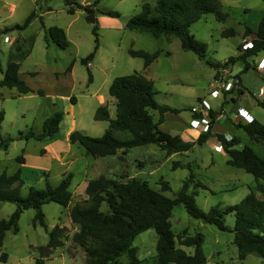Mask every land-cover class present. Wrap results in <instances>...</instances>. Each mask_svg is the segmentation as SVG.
<instances>
[{
  "label": "rangeland",
  "instance_id": "374dc122",
  "mask_svg": "<svg viewBox=\"0 0 264 264\" xmlns=\"http://www.w3.org/2000/svg\"><path fill=\"white\" fill-rule=\"evenodd\" d=\"M79 1L87 4L95 0ZM145 1L155 2L100 0V7L118 10L121 15L112 17L98 14L99 48L89 62L92 72V81H89V69L82 58L95 50L96 35L92 30L93 24L86 19L84 9L79 8L75 13H70L64 0H0V79L8 64L18 61L21 63L20 77L35 90L20 93L16 87L0 88V110H5L2 135L4 138L14 137L7 150L0 149V171L14 173L20 168L23 170L22 195H27L31 186L45 188L47 183L57 185L66 171L73 174L70 186L73 192L72 205L89 204L84 187L85 178L92 179L101 174L123 180L140 177L148 180L156 189H161L162 181L166 180L170 183V189L164 193L169 197H175L184 182L193 175L189 190L194 192L197 204L207 211L212 206L224 208L235 204L251 190L260 193L255 176L243 168L229 165V155L225 149L215 150L211 140L210 143L196 144L189 151L171 155H167L157 144H148L132 147L126 153L120 150L116 155L98 157L93 156L81 143L70 141V133L74 130H81L91 136L104 134L109 121L96 120V109L101 104H107L111 116L116 117V99L110 95L109 87L115 77L135 71L146 73L153 79L158 102L181 108L179 114L166 113L167 123L163 129L173 131L181 122L188 121L191 106H200V95L220 109L223 95L214 98L210 93L214 87L221 86V81H216L220 68L209 65L195 52L184 49L178 37L158 38L149 32L126 27L128 19L141 10ZM219 2L222 10L228 14L226 20H219L213 12H208L195 21L190 30L207 43V59L224 62L230 56L242 54L240 46L249 37H245L244 33L247 27L257 31L264 15V0ZM33 11L36 16L26 28H11L23 24ZM53 25L65 29L70 41L67 48L59 47L50 37L48 28ZM226 28H233L234 33L224 36ZM130 48L149 52L159 50L161 54L145 69L144 59L132 56ZM262 55L263 51L257 56L248 57L249 63L256 65ZM240 60L238 64L234 61L224 67L228 71L223 77H230L232 70L240 73L247 89L242 95L245 98L235 92L234 100L249 104L264 124V107L258 105V100H264V95L259 96L260 88L264 89V76L255 67L241 72L244 63ZM71 64L72 69L69 71ZM38 90H43L44 94ZM233 105L230 98L222 104L219 111L225 109V119L219 121L217 128H226L225 132L241 135L243 143L250 144L264 156V141L251 140L244 129L225 121L228 115L233 116L230 110ZM57 110L64 112V118L55 137L43 140L16 138L21 130L32 128L41 131L44 119ZM154 115L158 119L159 112L154 111ZM44 149L46 153L41 154ZM21 154L28 159L25 165L17 160ZM175 162L184 165L174 167ZM198 182L207 188L198 185ZM16 207L15 202L0 200V219L9 217ZM42 209L45 225L34 223L36 209L27 208L19 218V231H7L0 247V264H37V259L42 257L38 247L47 244L50 231L57 224L70 225L65 226L68 236L63 237L62 245L55 248L51 258H44V264H86L83 247L72 238L75 230L65 206L51 201L45 203ZM102 209H109L107 202L102 204ZM225 218L226 224L233 227L235 215L229 213ZM171 222L175 233L186 230L194 235L202 232L205 236L204 252L214 264H264V259L257 253H250L245 259H240L234 243V232L221 230L214 224L193 217L182 204L174 207ZM157 238L154 228L136 236L133 245L137 247L143 264H158ZM184 248L193 251V247ZM2 252L8 254L7 260L1 258ZM119 260L121 264L128 263L125 254Z\"/></svg>",
  "mask_w": 264,
  "mask_h": 264
},
{
  "label": "trees",
  "instance_id": "16d2710c",
  "mask_svg": "<svg viewBox=\"0 0 264 264\" xmlns=\"http://www.w3.org/2000/svg\"><path fill=\"white\" fill-rule=\"evenodd\" d=\"M67 10L75 13L77 9L85 10L86 19L93 24V33L96 35L95 50L82 58L87 64L95 57L99 48L98 14L119 17L120 11L105 9L95 0L82 4L79 0H64ZM213 12L219 20H226L227 13L222 10L219 0H155L154 3L145 1L138 13L133 14L127 21L126 27L153 34L155 37H178L182 47L195 52L199 58L204 59L209 65L216 68L229 66L230 62L243 60L244 69L247 71L256 65L250 64L248 57L257 56L264 52V15L258 24L253 46L247 52L238 56H230L224 62L207 59V43L198 39L191 32L190 26L204 14ZM31 12L23 24H16L11 28H26L35 17ZM254 32L247 28L246 33ZM52 40L61 48L70 45L68 35L63 27L53 25L48 28ZM234 33L233 28H226L224 36ZM242 45L240 46V49ZM132 56L142 57L144 67L148 68L161 54L159 50L149 52L143 49L130 48ZM169 54V52H168ZM21 63L12 61L3 71L0 79L1 87H16L20 93L35 91L24 79L20 77ZM72 64L68 70L71 71ZM220 72V71H219ZM219 72L216 75L219 76ZM34 74V73H32ZM237 76V75H236ZM241 83L240 75L237 76ZM89 81H92V72L89 69ZM235 88V87H233ZM241 93L242 89L239 90ZM44 94L43 90H38ZM109 93L116 99L117 113L112 117L107 104H101L96 109V120H108L109 126L101 136H91L81 130L70 133V141L79 142L95 157L116 155L120 150L126 153L130 148L157 144L165 150L167 155L191 150L196 144H203L211 135L210 129L201 132L196 141L185 140L180 134H172L161 127L166 120L167 112L179 113L181 108L172 107L157 101L155 83L146 73L135 71L120 75L113 79ZM264 107V101L258 100ZM154 111L159 112L158 119ZM219 111L210 110V127L216 121ZM197 117L201 113L196 112ZM5 110H0V149L7 150L14 137L4 138L2 135V122ZM64 112L57 110L47 116L43 121L41 131L32 128L19 131L16 138L43 140L55 137L59 132ZM251 140L264 141V124L254 118L251 122L239 123ZM222 142L225 152L229 155L227 163L231 166L243 168L252 173L257 180L256 190H251L242 200L226 207L212 206L210 210L201 208L195 199L194 192L189 190V182L193 181L191 175L182 189L175 197H169L164 192L170 189V183L162 181V188L156 189L148 180L140 177H131L127 180L101 174L89 180L87 185L88 205L75 203L70 208L73 223L78 225V230L72 235L73 240L81 245L85 251L86 264H121L120 257L126 255L127 264H143L138 255V249L133 245L134 240L141 232L154 228L158 234L157 253L158 264H214L210 262L204 252L203 242L205 236L202 232L194 235L186 230L175 233L172 229L171 217L176 205H184L186 210L195 218L205 223L216 225L219 229L234 232V243L238 248V256L245 259L250 253H257L264 259V156L259 154L250 144L244 143L235 135L228 139L222 133H216ZM44 152V150L42 151ZM17 160L24 162V154L18 155ZM184 165L175 162L174 167ZM73 174L69 172L57 185L47 183L45 188L31 186L27 195H22L21 190L24 180L21 169L14 173L4 171L0 173V200L15 202L16 209L7 218L0 219V247L4 243L9 229L19 231L18 221L27 208H35L34 223L46 224L45 213L42 206L55 201L67 207L73 200L70 188ZM207 188L206 185L198 182ZM107 202L108 210L102 209V204ZM229 213L235 215L233 227L226 224L225 216ZM67 227L55 225L50 231V238L46 245L39 246L42 257L37 259V264H44V258H51L56 247L62 245L63 237H67ZM186 247H193L187 251ZM1 258L7 260L8 254L2 252Z\"/></svg>",
  "mask_w": 264,
  "mask_h": 264
},
{
  "label": "crops",
  "instance_id": "0c3cea01",
  "mask_svg": "<svg viewBox=\"0 0 264 264\" xmlns=\"http://www.w3.org/2000/svg\"><path fill=\"white\" fill-rule=\"evenodd\" d=\"M247 28H249V27H247ZM247 28H246V30H247ZM246 30L244 31V33H246ZM243 33V34H244ZM249 36V37H248ZM245 37H248V38H250V40H253V38L254 37H256V33L255 32H251L250 34H247L246 33V36ZM259 61V58L257 59V61H256V64H257V62ZM241 62V60H238L237 61V63L236 64H238V63H240ZM252 68V67H251ZM243 71V69L241 70V72ZM219 72V70L217 71V73ZM216 73V74H217ZM232 75H237V76H239L240 75V73L239 72H234L233 70H232ZM240 78H241V83H238L237 84V86H235V88H232L231 90H223V93L221 94H219L217 97H214V98H219L220 96H222L223 95V98H224V101L222 102V104L225 102V101H228V99L230 98V99H232L233 100V102H234V105H233V107L230 109L231 110V112H233L234 114H233V116L231 117V116H227L226 117V122H228V123H232V124H234L235 126H237V127H240V126H238L239 125V123H247L246 121H245V119L243 118V116L241 115V114H239V111H240V109L241 110H247L251 115H253V119L254 118H256V119H258V117H257V115L253 112V108L252 107H249L248 105L249 104H245L243 101H239V99L238 100H234V97L233 96H235V92H237L238 93V96L239 97H241L242 95H245V92H246V89H247V87L245 86V80H244V78L243 77H241L240 76ZM1 88H3V87H1ZM261 88H263V87H261ZM240 89H242L243 90V92L241 93L239 90ZM263 95H264V93H263ZM242 97H244L245 98V96H242ZM198 98H200V99H202V98H205V97H202L201 95L198 97ZM264 101V100H263ZM209 103H210V105H211V109L212 110H216V111H219L220 109H221V106H222V104L220 105V109H218V108H216V107H214L212 104H211V102L209 101ZM258 105H259V103H258ZM195 106V105H194ZM192 107L193 106H191V109H192ZM177 108V107H176ZM210 109V110H211ZM225 110V109H224ZM224 110L223 111H219L220 113L217 115V117H216V121L212 124V127H210V125H209V129H210V131H211V135L210 136H208L207 137V139H206V141L205 142H207V141H210L211 140V144H212V147H213V145H214V149L215 150H219V149H217V148H215L216 146H223V144H222V142L218 139V137L216 136V133H222V134H224L228 139H231L233 136H235V135H238V134H233V133H229V132H225L224 131V129L225 130H227L226 128H224V129H218L217 128V125H218V123H219V121L220 120H223V119H225V115L223 114V112H224ZM171 112V111H170ZM226 112V111H225ZM177 114H179V113H177ZM191 115H190V119L188 120V121H186V120H184L183 122H181V124H179V126L178 127H175V128H173L172 130L173 131H170V129H165L166 131H169L170 133H172V134H180L185 140H188V141H196L197 140V138L199 137V135L201 134V132L196 128V125L198 124V123H203V121L204 120H202V118H200L199 116L197 117V115H195V113H193L192 112V110H191V113H190ZM199 118V119H198ZM210 120H211V118L209 117V123H210ZM259 120V119H258ZM166 120H165V122L163 123V124H161V127H163V126H165L166 125ZM240 128H242V127H240ZM243 129V128H242ZM208 131V130H207ZM238 136H241V135H238ZM30 140V139H29ZM204 142V143H205ZM73 143V142H72ZM242 143H243V141H242ZM244 144V143H243ZM242 144V145H243ZM45 150V149H44ZM46 153V150L44 151V152H42V150H41V154H45ZM177 153H179V152H177ZM24 157H25V155H24ZM28 163V159L25 157V161L24 162H20V164H23V165H25V164H27ZM1 164V163H0ZM21 169V168H20ZM23 170L21 169V175H22V177H23V172H22ZM2 172H4L3 170H1L0 171V173H2ZM8 173H10V172H8ZM11 173H13V172H11ZM45 174H46V172H45ZM66 174H68V172L66 171L65 173H64V177H65V175ZM91 179V178H90ZM90 179H87V178H85V181H84V187H85V190L87 189V185H88V182H89V180ZM24 180V179H23ZM75 203H73V205H74ZM72 205V203L69 205V206H67V207H65L66 208V210H67V213H68V215L70 216V208L73 206ZM70 218H71V216H70ZM71 221H72V218H71ZM72 223H73V221H72ZM61 225V224H60ZM73 225V230H75V231H77L78 230V225H76L75 223H73L72 224ZM63 226V225H62ZM64 226H70V225H66V224H64Z\"/></svg>",
  "mask_w": 264,
  "mask_h": 264
},
{
  "label": "built area",
  "instance_id": "2783aa9c",
  "mask_svg": "<svg viewBox=\"0 0 264 264\" xmlns=\"http://www.w3.org/2000/svg\"><path fill=\"white\" fill-rule=\"evenodd\" d=\"M252 46H253V41L246 38L244 40V42L242 43L241 49L243 52H247L248 49L251 48ZM256 68H258L259 71L264 76V55H262L260 57L259 61L256 64ZM225 71H228L227 68H222L219 72V77L216 78V81H221V86H220V88L214 87L211 90L210 93L213 97H217L221 93V89L222 90H231L233 87L237 86V84L239 82L238 77L236 75H232V73H231L230 77L224 78L223 74L225 73ZM263 93H264V89L260 88L259 96L261 97L263 95ZM210 109H211V105L206 98L200 99V106H193L191 109L193 113H196V112L201 113L200 118H202V120H204L203 123H198L196 125V128L200 132H206L209 129ZM239 114H241L243 116V118L248 122H251L253 120V115H251L247 110H241L240 109ZM209 143H210V141H209ZM215 148H217L219 150H224L223 146H216Z\"/></svg>",
  "mask_w": 264,
  "mask_h": 264
}]
</instances>
